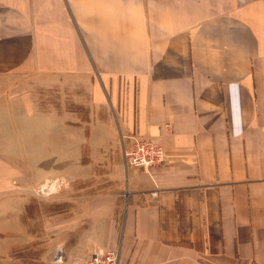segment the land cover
<instances>
[{"label": "crops", "instance_id": "1", "mask_svg": "<svg viewBox=\"0 0 264 264\" xmlns=\"http://www.w3.org/2000/svg\"><path fill=\"white\" fill-rule=\"evenodd\" d=\"M24 79L78 100L5 102ZM9 107L0 264H264V0H0ZM130 135L165 162L126 166Z\"/></svg>", "mask_w": 264, "mask_h": 264}, {"label": "rangeland", "instance_id": "2", "mask_svg": "<svg viewBox=\"0 0 264 264\" xmlns=\"http://www.w3.org/2000/svg\"><path fill=\"white\" fill-rule=\"evenodd\" d=\"M13 86L17 87V89L11 90L4 94V101L11 102L12 100H16L18 98H23L24 101H35L40 110L47 108H54L56 110L74 104V100H78L77 92L74 90H70L68 87L67 91L65 89H61L58 85H51V87H45V85H38L36 82H32L34 84H30L25 79L23 81L14 82ZM66 91V93H65ZM81 95V94H78ZM6 98V99H5ZM20 100V99H19ZM50 106V107H49ZM73 106V105H71ZM72 108V107H71ZM11 107L7 109H2L4 111V115H0V147L4 148L6 146L15 144L19 142L20 139H14V134L16 129H26L27 124L24 123H12L10 122L9 115L11 113ZM1 110V109H0ZM3 116V117H2ZM32 125V124H31ZM42 123H35L34 129L41 130ZM37 157V156H35ZM61 179L63 178H53L50 180H46L40 184H38L35 188L32 189V195L43 197L54 196L57 195L60 189L65 188L67 185V179H63L64 183L61 184ZM66 180V183H65ZM62 181V182H63ZM57 184V185H56ZM15 186L16 183L13 182ZM45 185V186H44ZM16 189V188H14ZM50 189V190H49ZM57 249V248H56ZM56 249L51 254V259L55 258ZM101 250V249H100ZM118 250V249H117ZM98 251V250H97ZM96 252V251H95ZM94 253V252H93ZM92 254V253H91ZM85 259V258H83ZM119 260V258H118Z\"/></svg>", "mask_w": 264, "mask_h": 264}, {"label": "built area", "instance_id": "3", "mask_svg": "<svg viewBox=\"0 0 264 264\" xmlns=\"http://www.w3.org/2000/svg\"><path fill=\"white\" fill-rule=\"evenodd\" d=\"M126 139L127 142L122 150L126 166L135 169H147L165 162L164 148L154 140L136 135H130ZM60 181V185H62L64 183L63 179ZM122 194L126 196V191ZM152 195L156 197L157 192L153 191ZM118 258L119 252L116 248L101 249L82 259L80 264H119ZM60 259L61 250L57 248L54 260L59 261Z\"/></svg>", "mask_w": 264, "mask_h": 264}, {"label": "bare ground", "instance_id": "4", "mask_svg": "<svg viewBox=\"0 0 264 264\" xmlns=\"http://www.w3.org/2000/svg\"><path fill=\"white\" fill-rule=\"evenodd\" d=\"M57 185V184H56ZM45 186V185H44ZM50 190V189H49Z\"/></svg>", "mask_w": 264, "mask_h": 264}]
</instances>
